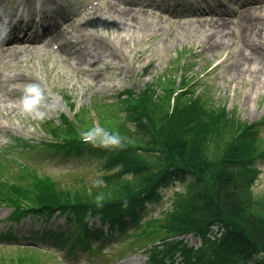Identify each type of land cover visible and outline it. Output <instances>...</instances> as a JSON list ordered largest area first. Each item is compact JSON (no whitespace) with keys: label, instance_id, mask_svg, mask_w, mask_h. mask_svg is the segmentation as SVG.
I'll return each mask as SVG.
<instances>
[{"label":"rangeland","instance_id":"obj_1","mask_svg":"<svg viewBox=\"0 0 264 264\" xmlns=\"http://www.w3.org/2000/svg\"><path fill=\"white\" fill-rule=\"evenodd\" d=\"M123 1L94 0L95 4L88 15L61 32L57 43L67 46L62 53L54 48V45L57 46L55 41L50 45L55 52L50 49H30L17 59L0 53V147L7 145L13 137H24V140L33 141L31 143L40 142L44 136L39 124L55 118L63 106L61 95H67L74 101L75 112H78L85 128L107 130L109 126L113 128L110 120L115 117L114 110L109 109L107 103L98 102L92 97L98 95L114 101L117 93L125 89L138 91L149 84L154 90L159 86L158 78L172 79L173 75L176 77V71H179V77L184 71L192 77L201 74L206 66L210 67L211 62L210 68L215 64L218 66L210 72L209 77L206 76L204 83L207 86L206 96L208 93L212 96L207 106L220 111L214 113L207 107L197 110L201 111L198 121L209 131L200 143L202 150L210 152V160L218 165V150L223 143L227 144L225 151L236 147L238 157H246L250 151L264 149V3L230 11L216 19L195 21L188 18L175 20L168 13L171 10H183L181 2L199 0H152L154 7L147 10ZM8 46L3 45L1 48L6 49ZM184 49L196 55L188 62L186 70L183 68L180 71L179 67L185 60L179 51ZM78 51H82L80 60H77ZM243 55L247 58L244 59ZM235 65L247 73L241 71L239 77L235 78L231 72ZM46 69L51 71L50 80ZM32 83H36L44 92V100L38 106L44 112L42 119L23 111L21 106L24 88ZM149 97L145 98L146 105L157 108L160 102L154 99L148 101ZM234 114L244 121V131L241 126L240 131L236 132L227 121ZM254 122H259L262 142L246 130L247 124ZM121 134L126 136L125 133ZM20 149L12 148L7 155L34 168L38 174L59 182L61 187L73 188L80 180L94 183L99 179L100 165L97 160L86 157L65 160L47 155L30 162L31 149L23 157L17 153ZM256 165L261 174L252 186L254 192L251 193L249 186L238 188V202L245 208L240 207L239 213L232 216L242 226L248 222L257 223L254 226L262 230L264 160ZM125 184H116L111 192L105 193L106 198H116ZM183 191L180 183L163 190L162 204L148 206V213L157 215L166 211L172 196ZM64 197L60 195V198ZM71 197L78 198L73 193ZM6 214L5 209L0 210V217ZM144 217L150 216L146 212ZM59 223L64 224L63 218H53L44 229L53 231ZM29 227L24 224L22 227H13L11 231L13 234L17 232L19 236L26 235ZM6 228L0 225V232ZM32 228L37 229L38 222L32 224ZM194 241L197 242L189 239L190 243ZM45 242L49 243L50 240ZM54 250L50 248V251ZM14 251L0 245V252L4 254ZM56 255L58 252L50 258L46 256L45 264H72L67 261L56 262L52 259ZM36 256H31L28 261L35 260ZM143 260L136 257L118 264H142ZM76 264L88 263L83 259Z\"/></svg>","mask_w":264,"mask_h":264},{"label":"trees","instance_id":"obj_2","mask_svg":"<svg viewBox=\"0 0 264 264\" xmlns=\"http://www.w3.org/2000/svg\"><path fill=\"white\" fill-rule=\"evenodd\" d=\"M173 92L174 90L169 88H163L159 94L153 91L148 101L154 99V101L160 103L157 108H154L147 115H143L145 110L150 109L146 103L139 110L137 115L142 114L146 117L149 124L146 127L145 124L141 123L140 119L137 120L141 132L138 135L134 133L129 134L127 140L128 150L140 149L146 151L155 147L162 154L156 162L161 168H171L173 167L171 164H174L178 167L191 170V172L201 179L203 185L190 192L184 210L178 218V223L182 228L180 230H201L208 223L215 221L223 226L227 232L224 238L225 248L232 249V251H236L237 255L241 256L259 250L264 256V227L261 230L254 226L257 223L252 224L248 222L246 224L247 228L245 227L246 225L242 226V224L240 225V223L236 222L232 216L233 214L236 215L239 213L240 207L245 208V206H242L238 202L237 198L238 188L248 186L246 173L249 171V168L244 163V157L237 156L238 149L236 150V147L225 151L227 144L223 143L218 150L220 161L218 165L213 164L210 160V152L202 150L200 144L203 137L209 131L203 127L202 122L198 121L200 115L196 110L192 112L193 114L189 115H187L188 110L185 114H179L177 116V119H179L175 123L169 124L164 128L168 123H172V117L177 115L179 111H186L184 108H190L194 105V102H191V106H188V102L183 99L187 98L190 92L182 93L175 98L178 99L179 105L178 107L176 105L173 106V114L169 117L160 115L167 109ZM140 106H142V103ZM111 120L115 121L117 125L114 131H119L123 128L119 120L114 118ZM237 122L239 121L236 118H232L230 123L232 129L234 127L233 124ZM234 130L238 132V129ZM246 132H243V134ZM221 139L224 140V138ZM144 160L148 162L147 158ZM157 177L158 175L153 170L147 169V174L142 175L138 179L131 181L118 180V182L112 184L109 188L102 187L100 193H103L102 197L107 199L105 193L111 192L116 184L125 182L124 188L118 192L116 197L119 198L122 194H131L138 190L142 186L139 181L149 184L150 187L153 186ZM128 186L129 188H127ZM46 189L47 193H45L44 201L57 204H69L71 201H74V203L91 204L99 193L97 192V188L93 191L91 188V192H87L86 195L89 199L81 198L80 200L79 198L72 199L62 192L54 193L50 187ZM60 195L65 197L60 198ZM98 203L101 204L102 202ZM49 205L59 207L56 204ZM176 222L174 221L173 224H176ZM262 225L264 226V224Z\"/></svg>","mask_w":264,"mask_h":264},{"label":"clouds","instance_id":"obj_3","mask_svg":"<svg viewBox=\"0 0 264 264\" xmlns=\"http://www.w3.org/2000/svg\"><path fill=\"white\" fill-rule=\"evenodd\" d=\"M44 100L40 87L36 84H29L24 88V95L21 98L23 111L32 113L35 118L42 119L44 112L39 110V105Z\"/></svg>","mask_w":264,"mask_h":264},{"label":"bare ground","instance_id":"obj_4","mask_svg":"<svg viewBox=\"0 0 264 264\" xmlns=\"http://www.w3.org/2000/svg\"><path fill=\"white\" fill-rule=\"evenodd\" d=\"M25 2H28V0H25ZM130 2H131V3H139L140 1H139V0H136V1L130 0ZM52 40L57 41L58 39H57L56 36H53L50 40H48V41L46 42V44L49 45L50 42H51ZM63 48H64V45L59 46V47H58V51L61 52V50H62ZM12 49H13V50H12ZM12 49L7 50V51H5V52H3V53H5V55H6L7 57H10V56H11L13 59H17L18 57H21V55H26V53L28 52V51L16 52V51H18V50H14V49H16L15 46H14ZM21 49H22V48H21ZM9 51H11L12 53H8ZM81 53H82V51H78V52L76 53V54L78 55L77 60H80V59H81ZM11 57H10V58H11ZM243 57H244V59L247 58V57L244 56V55H243ZM247 60H248V59H247ZM237 66H238V65H235V66H233V67L231 68V72H232V74H233V76H234L235 78H238L240 72L242 71V69L239 68V67H237ZM243 71L246 72L245 70H243ZM243 71H242V73H243ZM246 73H247V72H246Z\"/></svg>","mask_w":264,"mask_h":264}]
</instances>
